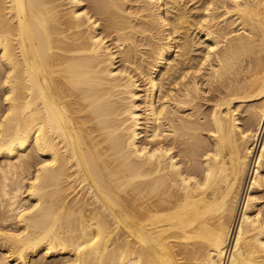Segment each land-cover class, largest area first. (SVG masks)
<instances>
[{
    "label": "bare ground",
    "instance_id": "6f19581e",
    "mask_svg": "<svg viewBox=\"0 0 264 264\" xmlns=\"http://www.w3.org/2000/svg\"><path fill=\"white\" fill-rule=\"evenodd\" d=\"M0 264H264V0H0Z\"/></svg>",
    "mask_w": 264,
    "mask_h": 264
},
{
    "label": "rangeland",
    "instance_id": "374dc122",
    "mask_svg": "<svg viewBox=\"0 0 264 264\" xmlns=\"http://www.w3.org/2000/svg\"><path fill=\"white\" fill-rule=\"evenodd\" d=\"M0 93H1V92H0ZM1 94H3V92H2Z\"/></svg>",
    "mask_w": 264,
    "mask_h": 264
}]
</instances>
